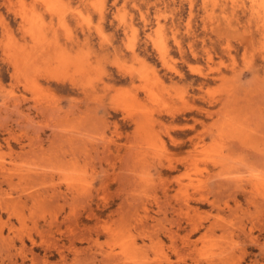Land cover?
<instances>
[{
    "label": "rangeland",
    "instance_id": "374dc122",
    "mask_svg": "<svg viewBox=\"0 0 264 264\" xmlns=\"http://www.w3.org/2000/svg\"><path fill=\"white\" fill-rule=\"evenodd\" d=\"M7 199L0 264H264V0H0Z\"/></svg>",
    "mask_w": 264,
    "mask_h": 264
},
{
    "label": "bare ground",
    "instance_id": "6f19581e",
    "mask_svg": "<svg viewBox=\"0 0 264 264\" xmlns=\"http://www.w3.org/2000/svg\"><path fill=\"white\" fill-rule=\"evenodd\" d=\"M7 198V197H6ZM9 198V197H8ZM10 199V198H9ZM0 208L3 210H5L6 212L10 210V200H3L0 203ZM11 211V210H10ZM9 211V212H10ZM8 213V212H7Z\"/></svg>",
    "mask_w": 264,
    "mask_h": 264
}]
</instances>
